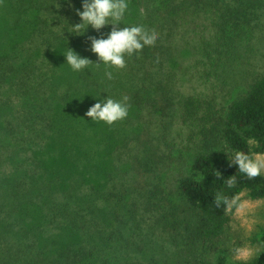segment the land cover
Instances as JSON below:
<instances>
[{"label": "trees", "instance_id": "1", "mask_svg": "<svg viewBox=\"0 0 264 264\" xmlns=\"http://www.w3.org/2000/svg\"><path fill=\"white\" fill-rule=\"evenodd\" d=\"M130 1L146 10L145 21L132 24L153 27L154 21L159 38L125 57L112 80L104 78L102 64H90L85 74L64 64L66 47L99 62L88 37L111 29L69 32L80 23L74 11L43 19L40 30L0 54V264H231L224 254L209 256L232 220L230 208L214 205L215 193L264 198V173L248 179L224 152L264 153V70L236 94L231 87L228 100L178 91L177 48L170 40L195 18L203 21L191 68L221 82L226 66L252 42L264 0ZM107 95L128 97L123 124L85 115ZM144 109L188 134L158 153L159 139L155 144L141 122ZM172 163L178 175L168 195L163 179ZM140 171L149 177L146 204L174 234V262L131 257L132 237L142 226ZM231 176L236 184L227 189L224 179ZM251 241L264 246V227ZM236 264H264V253Z\"/></svg>", "mask_w": 264, "mask_h": 264}, {"label": "rangeland", "instance_id": "2", "mask_svg": "<svg viewBox=\"0 0 264 264\" xmlns=\"http://www.w3.org/2000/svg\"><path fill=\"white\" fill-rule=\"evenodd\" d=\"M72 4L74 8H81V0H72ZM132 4L134 3L129 0L124 23L132 24L138 19L142 22L143 18L145 21L146 10L143 7L136 8ZM73 11V8H69L65 0H0V54L8 52L16 42H21L30 34L40 30L43 19L49 22L54 14H59L64 19ZM143 24L148 27L145 22ZM152 24L153 27L151 25L148 28H154V21ZM204 25L203 21L195 18L192 25L178 29L175 36L170 38L176 44L178 59L174 83H176L178 91L197 94L204 98L210 95L218 97V100H221L223 96V100H228L230 98L226 92L231 87L234 88L231 91L236 94L242 89V84L246 79L264 70V10L260 12L252 42L248 46H242L236 59L226 66L225 71L221 73V82H208L200 74L193 73L191 68L192 46L196 41V30L198 33H202L205 30ZM231 82L233 85H230ZM141 118H143L141 122L144 129L149 132L148 137H152L151 140L155 144L159 139L158 153L169 148L168 142H179L180 138H185L188 134L186 129L181 130L176 122L173 123L172 119L168 121L166 118L150 115L145 109ZM156 118L160 119V122ZM124 120L120 122L123 124ZM153 135L156 137L154 138ZM123 137L122 135L121 139ZM165 154L167 153L165 152ZM254 158L264 161V153L255 154ZM176 175L178 173L174 171V163H172L171 169L164 171L163 186L168 195L169 191L175 189ZM147 179L149 177L140 171L139 181L144 201L140 205L136 204V210L140 215L138 222H142V226L135 231L134 237H132L135 246H133L131 257L147 262H174L178 254L174 234L158 222V213L146 204L148 189H150L146 185ZM237 200L243 203V207L238 211L230 207L232 215L230 225L209 253V256L213 258L224 254L231 264L264 253V246L261 243L251 241V236L264 227V198L252 199L246 192H243ZM132 230L130 229L128 235H131Z\"/></svg>", "mask_w": 264, "mask_h": 264}, {"label": "clouds", "instance_id": "3", "mask_svg": "<svg viewBox=\"0 0 264 264\" xmlns=\"http://www.w3.org/2000/svg\"><path fill=\"white\" fill-rule=\"evenodd\" d=\"M65 2L69 8H73L80 20V23L70 25L69 32L83 34L91 27L100 33L105 26L111 25L106 36L101 33L99 36L88 37L89 50L95 54L99 61L97 63L91 62L88 58L66 47L67 50L62 53L66 61L64 64H67L73 73L85 74L86 69L91 71L90 64L97 66L102 64L105 67L104 78L112 80L114 78L112 69H123L126 66L125 57L138 56L145 46L153 45L159 38V33L155 28H148L141 24H124L129 0H81V8H74L72 0H65ZM129 107L127 96L114 99L107 95L97 99L85 115L91 118V122H102L111 126L128 116ZM224 152L228 154L229 166L235 165L237 171L248 179L261 175L264 170V161H258L247 153L236 151L229 155L227 151ZM235 184L234 176L224 179L227 189L234 188ZM213 203L217 208L223 205L226 211L230 207L237 211L243 207V203L235 197L229 199L220 193H215Z\"/></svg>", "mask_w": 264, "mask_h": 264}]
</instances>
